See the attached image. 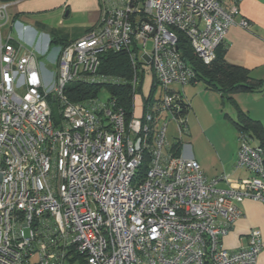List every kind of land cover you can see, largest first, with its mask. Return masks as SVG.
<instances>
[{"label": "built area", "instance_id": "built-area-1", "mask_svg": "<svg viewBox=\"0 0 264 264\" xmlns=\"http://www.w3.org/2000/svg\"><path fill=\"white\" fill-rule=\"evenodd\" d=\"M242 1L99 0L100 20L85 35L52 44L36 32L39 49L3 33L11 16L0 3L1 264H257L258 229L246 247L222 241L239 203H264V148L240 135L236 165L252 175L239 180L210 178L193 156L164 151L163 114L184 130L177 113L195 77L179 34L209 64L231 26L251 27ZM110 51H127L134 68L128 124L111 95L73 102L65 93L76 80L119 83L100 71ZM146 64L152 88L136 115ZM146 155V175L135 180Z\"/></svg>", "mask_w": 264, "mask_h": 264}, {"label": "crops", "instance_id": "crops-1", "mask_svg": "<svg viewBox=\"0 0 264 264\" xmlns=\"http://www.w3.org/2000/svg\"><path fill=\"white\" fill-rule=\"evenodd\" d=\"M2 2L0 0V3ZM240 10L241 15L251 22V27L245 29L234 25L228 29L223 46L225 60L249 69L255 79L264 83V0H243ZM9 12L11 21L3 26V33H11L26 47L37 49L42 47L45 39L35 37L36 32L48 33L54 29L59 37L75 40L85 35L101 17L99 0H13L9 2ZM2 22L0 18V23ZM256 94L237 93L235 99L252 117L264 125V117L259 112L255 114V108L247 102L250 96L257 100ZM207 146L211 150L214 147L218 155L219 161L213 168H209L205 158H194L198 160L208 177L228 174L232 179L239 180L252 175L248 169L238 168L236 165L239 150L236 137H233L226 146L220 145V142L214 143L213 147ZM220 186L226 187L227 184L221 182ZM238 207L241 211L240 217L233 222L229 233L222 241L223 246L229 250L246 247L248 235L253 229H258L264 239V203L245 199ZM257 264H264V246Z\"/></svg>", "mask_w": 264, "mask_h": 264}, {"label": "trees", "instance_id": "trees-1", "mask_svg": "<svg viewBox=\"0 0 264 264\" xmlns=\"http://www.w3.org/2000/svg\"><path fill=\"white\" fill-rule=\"evenodd\" d=\"M3 2H11L13 0H2ZM54 29L48 31L51 36L52 44H63L68 41L59 37ZM178 47L185 63L193 70L195 77L192 83L205 80L209 88L217 89L224 100L234 101V95L237 93H264V83L255 79L250 70L236 64L228 63L225 60L224 43L218 47L215 59L209 64L204 63L194 52L188 38L180 33L178 37ZM100 71L102 73L111 74L120 78L119 83H97L84 80H76L66 86V96L73 102H86L99 97L102 87L108 89L112 98L116 100L119 107H122L126 115V123L130 121L133 113V92L130 81L134 75V68L127 51H110L102 58ZM141 78L143 74H140ZM140 91H142L140 89ZM236 104V103H235ZM237 107V119L234 124L240 134L247 135L253 144H257L264 148V125L263 123L252 117L248 112ZM190 110V104L186 101L181 103V109L177 116L181 118ZM56 113V110H54ZM181 126L185 127V122H181ZM148 158L139 166L135 174V180L142 179L147 172Z\"/></svg>", "mask_w": 264, "mask_h": 264}, {"label": "rangeland", "instance_id": "rangeland-1", "mask_svg": "<svg viewBox=\"0 0 264 264\" xmlns=\"http://www.w3.org/2000/svg\"><path fill=\"white\" fill-rule=\"evenodd\" d=\"M153 40L150 39L147 50L152 51ZM42 60L47 63V58ZM145 76L142 91L136 98V115L141 113L140 96L147 97L151 90L153 82V70L150 64L144 65ZM55 71V68H54ZM175 88H180L178 85ZM257 93L256 99L253 96L248 98L247 102L255 108V114L259 112L264 117V93ZM236 95V94H235ZM224 100L220 92L215 88H209L205 80L196 83L187 84L184 87V96L186 102L190 104V110L180 119L185 122L184 130L180 129L178 118H172L168 113L163 114V119L168 121L166 140L164 146L166 153L188 154L193 157L205 158L209 164V168H213L218 163V155L216 154L214 143L220 142V145H228L233 137H236L238 144L240 133L237 130L234 121L237 119V107L244 111L240 103ZM110 93L107 88L102 87L99 92V98L108 99ZM236 103V104H235ZM209 143V144H208ZM254 143V142H252ZM210 145L213 147L211 150ZM220 147V146H219Z\"/></svg>", "mask_w": 264, "mask_h": 264}]
</instances>
